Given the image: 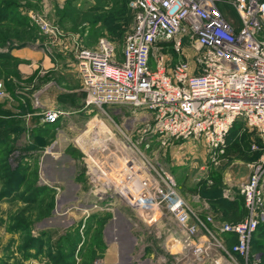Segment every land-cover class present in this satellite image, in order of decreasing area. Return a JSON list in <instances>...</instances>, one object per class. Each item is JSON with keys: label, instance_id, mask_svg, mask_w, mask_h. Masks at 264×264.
I'll use <instances>...</instances> for the list:
<instances>
[{"label": "rangeland", "instance_id": "1", "mask_svg": "<svg viewBox=\"0 0 264 264\" xmlns=\"http://www.w3.org/2000/svg\"><path fill=\"white\" fill-rule=\"evenodd\" d=\"M11 4L16 5L19 18L28 22L20 30L25 33L23 38L12 21L15 16L5 15ZM221 5L239 26L235 10ZM134 23L133 11L122 0H0V84L8 95L0 97V135H7L0 142V264H210L195 260L192 249L185 250L181 240L177 241L178 227L169 219L161 195L148 194L143 203L129 205L107 181L112 179L116 185L117 169L127 154L138 155L136 145L174 178H187V187L198 185L201 202L205 200L201 185L206 181L212 185V178L221 175L223 197L238 199L240 205L233 220L200 211L223 222L245 220L240 187L248 177L242 179L238 172L239 182L233 186H227L225 177L237 160H254L250 147L258 140L255 133L239 131L236 124L221 157L213 156L201 141L193 142L197 158L186 162L193 155L189 146L175 158L169 148L176 141L179 145L187 141L173 139L161 148L157 139H149V127L155 122L150 112L129 105L99 110L87 104L90 92L72 72L77 68L78 51L105 37L115 43L120 57ZM43 24L54 32L43 31ZM165 46L173 53L172 44ZM39 50L56 54L59 70L49 71L30 58L34 55L30 52ZM50 81L49 96L55 94L65 107L79 104L75 94L64 90H83L81 113L72 115V122L60 123L68 138L60 157L64 162L51 165L53 170L64 167L69 173L77 168V178L66 185L51 183L42 173L44 159L49 161L44 152L52 141H42L37 130L43 118L30 108L33 95ZM148 141H152L149 149ZM184 163L189 166H176ZM170 164L176 168L171 170ZM89 170H94L97 181ZM101 191L108 194L100 195ZM205 201L206 207H212ZM188 202L197 212L193 202ZM252 254L262 253L252 245Z\"/></svg>", "mask_w": 264, "mask_h": 264}, {"label": "built area", "instance_id": "2", "mask_svg": "<svg viewBox=\"0 0 264 264\" xmlns=\"http://www.w3.org/2000/svg\"><path fill=\"white\" fill-rule=\"evenodd\" d=\"M222 3L238 14L239 26ZM129 6L135 23L120 57L105 37L95 48L78 51L77 71L90 92L87 104L99 110L123 105L146 110L155 121L148 137L161 148L173 139L196 140L215 157L225 153L228 135L241 120L258 136L251 150L260 156L240 187L247 214L238 223L192 210L176 179L140 145L134 147L137 156L123 158L116 185L107 181L129 205L143 203L148 194L161 195L178 227L177 241L192 249L195 260L260 264L252 243L264 224V0H131ZM41 28L54 32L48 24ZM170 44L173 53L165 46ZM7 96L0 84V97ZM42 118L54 124L60 113L46 111Z\"/></svg>", "mask_w": 264, "mask_h": 264}, {"label": "crops", "instance_id": "3", "mask_svg": "<svg viewBox=\"0 0 264 264\" xmlns=\"http://www.w3.org/2000/svg\"><path fill=\"white\" fill-rule=\"evenodd\" d=\"M221 8L223 9L222 6H221ZM97 43L95 46L86 47V48H90V49L95 48L97 46ZM30 53L34 54V55H30V58L37 60L39 62V64H41L42 67L48 69L49 71H51L53 69L59 70L60 66L56 65V54H51V53L48 54V53L42 52V50L41 51L40 50L34 51V52L32 51ZM26 54H28V53H26ZM50 55H53V56H50ZM21 56L23 58H29V57H25L26 55H21ZM72 70H73L72 72L76 75V77L79 81V84L81 86V80H80L77 68L76 69L74 68ZM51 83H52V81H50L49 84H46L42 88L37 90V92L33 95L32 99H31V102H30L31 107L30 108L32 109L34 114H37V115L39 114L40 116H42V114L45 113L46 111H56V112L60 113V118H59L57 123H54V124H49V123H44V122L39 123L37 131L42 135V138H41L42 141H44V140L46 141L48 139H50L52 141L51 145L48 146V148L44 152V154H45L44 158H46L48 156L49 161H47L45 159H44V163L42 161V163H43L42 173L45 174V178L48 181H50L51 183H55V184H57V183L63 184L64 183L66 185V183L68 181L77 178V175H78L77 174L78 171L76 170L77 168L75 170L70 171V173H69L68 170H66L64 167H60L56 170H53L51 165L52 164L62 165V163L64 162L60 157L64 155L65 149L68 146V138H67V135L65 134L64 130L61 128L60 123H61V121L66 122L68 120L70 122H72L71 121L72 115H74V114L77 115V114L81 113L83 107H80V106H82V103L84 100V97L82 95L83 90L79 89V88L72 89V90H64L65 92L75 94L76 95L75 98L77 101L76 103L79 104L75 108L74 107L73 108L72 107H65V105H63L64 103H62V100L60 98L57 99L55 94L52 95L53 97L49 96V91H51ZM16 99L19 100L20 98L16 97ZM87 113H89V112H87ZM63 115H65V116H63ZM236 124H239V131H241V129L246 130L245 125L241 120H239ZM235 125L232 128L233 131L232 130L230 131L228 138H229L230 134L232 132H234ZM231 136H232V134H231ZM183 141H187V142H185L181 145H179V142H177V141L174 142L169 148L170 154L171 155L173 154V156L175 158L176 157L175 155H176V153L179 152V150L182 151L183 148H185L186 146H189L192 149L191 153L193 155L188 157L186 159V162L190 161L191 158H197L196 156H194V153H195L193 151L194 146H192V143L193 142L195 143L196 140H183ZM227 142H228V139H227ZM253 154H255V153H253ZM197 156H200V154ZM45 161H46V163H45ZM251 162L252 161L239 159L235 163H233L230 166L232 169L230 170L229 177L227 178V175L225 177V182H226L227 186H229L231 183H232L231 185L233 186V185H236L237 182H239L238 180L240 177L238 176V172L242 173V177H241L242 179L249 177V174H250L249 165ZM176 166L179 168H185V166H189V164L184 163V165L179 164ZM176 166L173 164H170V165H168V168H170L172 170V169H175ZM186 169H189V168L187 167ZM175 178L179 184L182 195L185 198H187V200L193 202L192 205H193V207L198 208L197 210L206 209V210H209L213 213H214V210H217V211L221 210V214L219 213L218 218H220V219L224 218L225 220L222 219L224 221L233 220L232 214H233V212H235V210L232 211L231 208L227 207L230 209V210H228V214L222 215L224 213L223 209H220V208L214 209L212 207H206L205 206V202H206L205 200L206 199L202 200V202H201V198H200V194H199L200 191H199L198 185H195L192 187H187V185H186V183L188 182L187 178H184L183 180L178 179L176 176H175ZM227 200L232 203V202L236 201L237 199L231 198V199H227ZM242 201H243V199H242ZM194 202H195V204H194Z\"/></svg>", "mask_w": 264, "mask_h": 264}, {"label": "trees", "instance_id": "4", "mask_svg": "<svg viewBox=\"0 0 264 264\" xmlns=\"http://www.w3.org/2000/svg\"><path fill=\"white\" fill-rule=\"evenodd\" d=\"M130 1L131 0H122L123 4L125 6L129 5ZM9 6L10 7L7 9L8 11L6 12L5 15H7L9 18L12 17V16H15L12 21L16 24V26H18V28H16V31L20 32L18 34H20V37L23 38L25 36V33L21 32L20 30L26 29L28 22H27L26 19H24L22 17L19 18V15L15 13L16 12V5L15 4H11ZM131 11H132V9H131ZM9 14L10 15L13 14V15L10 16ZM134 17H135V15H134ZM0 56H2V55H0ZM6 136L7 135H5V137ZM5 137H2L0 135V142L3 141ZM256 142H260L259 138H258V140ZM259 156H260V153H255L254 160L258 159ZM212 181H213L212 185H209V181H206L203 185H201L200 188L203 189V191L201 193L202 197L204 199H206L209 203H211L212 208H214V209H217V208L223 209L224 213L222 215H225V214L227 215L228 214V210H230L229 208H231L232 211L235 210V212H236V210L240 206V205H238V199L231 203L230 201H228L227 199H225L223 197V177L221 175L218 176V177H213ZM243 205H244V202H243ZM227 207H229V208H227ZM219 213L221 214V210L220 211L214 210L213 214L216 217H218ZM234 223H238V221L234 222ZM260 237H264V224H262V225H260L258 227V229H257V231H256V233L254 235L253 243H252L253 247L258 248L261 251L262 254H261L260 264H264V238L262 240H260V241H257L258 238H260Z\"/></svg>", "mask_w": 264, "mask_h": 264}]
</instances>
